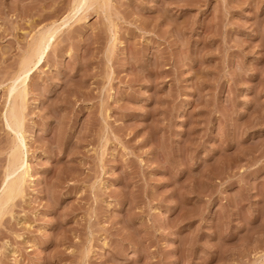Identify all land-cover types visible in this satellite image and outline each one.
I'll return each mask as SVG.
<instances>
[{"label": "rangeland", "instance_id": "1", "mask_svg": "<svg viewBox=\"0 0 264 264\" xmlns=\"http://www.w3.org/2000/svg\"><path fill=\"white\" fill-rule=\"evenodd\" d=\"M79 1L0 0V264H264V0Z\"/></svg>", "mask_w": 264, "mask_h": 264}, {"label": "bare ground", "instance_id": "2", "mask_svg": "<svg viewBox=\"0 0 264 264\" xmlns=\"http://www.w3.org/2000/svg\"><path fill=\"white\" fill-rule=\"evenodd\" d=\"M79 1V0H78ZM75 2H76V0H75ZM83 2H84V0H80L79 2H78V8H80V6H82V4H83ZM85 3V2H84ZM75 7V6H74ZM76 8H77V6H76ZM78 8L77 9H75L74 8V10H75V13H76V11L78 10ZM73 10V9H72ZM80 10V9H79ZM74 13V12H73ZM66 19H68V17L66 18ZM63 22H65V19H64V21ZM63 24H65V23H63ZM61 25V24H60ZM56 32H57V28L55 29V30H51V31H49L48 33H46L45 35H43V36H41V38L39 39V41H38V43H37V46H36V48H35V52H33V56H31L30 58H32V59H28V62H26V63H28L24 68H22L23 69V71H22V74H21V70H20V76H19V74H18V77H16L15 79V81H18L19 80V83L20 84H24L25 83V80H26V78H27V73H28V71H30L31 69L30 68H33V66L34 65H36V64H38L40 61H41V59H42V57H43V55L45 54V51H46V48L48 47V45H49V43H50V41L54 38V36H55V34H56ZM24 75V76H23ZM22 77V78H21ZM13 83H16V82H13ZM16 85V84H15ZM19 85V84H18ZM17 86V85H16ZM12 89H14V87H12ZM11 90V89H10ZM13 91V90H12ZM17 91V90H16ZM15 91V92H16ZM14 93V92H13ZM9 94H10V91H9ZM10 96V95H9ZM11 109H13V108H11ZM14 112V111H13ZM16 114L15 113H12V119H14V123H15V128H16V130H14V131H16V133L19 131V132H21V130H20V126H19V124H18V120H17V117L15 116ZM10 117V118H11ZM8 126V125H7ZM14 126V125H13ZM10 127V126H9ZM12 128V127H11ZM15 133V132H14ZM20 135V134H19ZM21 136V135H20ZM21 149V146H20V142H19V140H18V142L16 143V144H14V146H13V148H12V150H13V152L11 153V157H12V160L15 162L16 160H19V158H17L18 156H15L14 154L16 153V154H18L17 152H19V150ZM22 160V159H21ZM24 161V160H23ZM22 161V162H23ZM13 162V164H15ZM18 162V161H17ZM21 162V163H22ZM21 163H20V166H21ZM25 163V162H24ZM19 164H17V165H15V167L13 166V168H16L17 166H18ZM18 167V168H16V170L17 169H20L21 167ZM23 169V168H22ZM23 171V170H22ZM26 171H27V169H25L24 170V172L26 173ZM15 172V169H13V170H9L8 172H7V176H5V177H10V176H12V174ZM20 175H23V173L21 174V172H20V174H19V177L17 176L15 179H12V180H10V181H7L6 180V184H5V186H4V188H2L3 190V193L6 191L7 192V195L5 196V198L7 197V199L9 200V199H11V197L14 195V193H15V191H17V189H18V187H19V185H20V182L22 181V177L24 176H20ZM13 176H14V174H13ZM5 195V194H4ZM3 195V196H4ZM6 199V200H7ZM2 198H0V204L2 203ZM12 200V199H11ZM1 206H2V204H1ZM3 206H4V204H3ZM3 209V208H2ZM2 214V213H1Z\"/></svg>", "mask_w": 264, "mask_h": 264}]
</instances>
